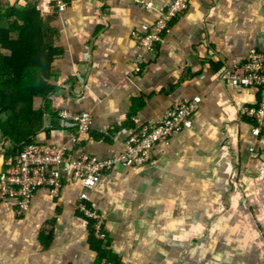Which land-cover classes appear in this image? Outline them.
I'll use <instances>...</instances> for the list:
<instances>
[{
    "label": "crops",
    "instance_id": "1",
    "mask_svg": "<svg viewBox=\"0 0 264 264\" xmlns=\"http://www.w3.org/2000/svg\"><path fill=\"white\" fill-rule=\"evenodd\" d=\"M174 1L68 0L60 13L54 0H0L35 6L56 52L32 141L111 159L137 127L200 98L191 127L158 143L150 163L118 164L85 189L63 162L58 194L39 189L23 215L15 198L1 202L0 264H264V132L241 113L259 95L228 80L248 53H264V0H189L138 62L132 33ZM63 110L89 113L88 134L73 142ZM14 151L0 132V174ZM82 191L105 239L78 209Z\"/></svg>",
    "mask_w": 264,
    "mask_h": 264
},
{
    "label": "built area",
    "instance_id": "2",
    "mask_svg": "<svg viewBox=\"0 0 264 264\" xmlns=\"http://www.w3.org/2000/svg\"><path fill=\"white\" fill-rule=\"evenodd\" d=\"M189 0H175L162 9L152 26H143L132 33L138 51V62H146L156 52V44L161 41L162 34L168 24L188 7ZM58 12L68 6V0H54ZM232 87L255 89L258 100L242 108V115L255 123L253 134L264 132V53L252 50L245 61L228 76ZM84 89H88L87 84ZM200 98L180 100L155 123L140 125L129 136L125 150L107 160H99L85 153L71 158L66 147H57L31 141L23 149L13 154L7 161L4 171L0 174V203L8 199H16L17 213L27 212L30 202L39 189H47L53 195L58 194L62 186L59 165L68 162L72 169L73 181H79L85 189L93 188L104 173L111 171L116 165L127 167L141 166L152 161V152L158 143L165 142L186 128L191 127L192 116L199 107ZM62 124L76 131L72 138L76 142L81 135L88 134L92 119L89 113L72 114L66 110L59 113ZM87 191L79 195L78 209L94 222L95 235L105 239L101 231L98 214L88 208Z\"/></svg>",
    "mask_w": 264,
    "mask_h": 264
},
{
    "label": "trees",
    "instance_id": "3",
    "mask_svg": "<svg viewBox=\"0 0 264 264\" xmlns=\"http://www.w3.org/2000/svg\"><path fill=\"white\" fill-rule=\"evenodd\" d=\"M11 18L8 27H0V49L10 53H0V132L16 154L43 126L44 110L37 103L54 90L50 79L56 52L46 43L47 32L35 6L3 8L0 2V23ZM95 244L103 259L105 250Z\"/></svg>",
    "mask_w": 264,
    "mask_h": 264
}]
</instances>
